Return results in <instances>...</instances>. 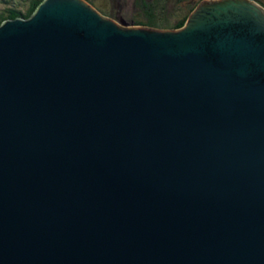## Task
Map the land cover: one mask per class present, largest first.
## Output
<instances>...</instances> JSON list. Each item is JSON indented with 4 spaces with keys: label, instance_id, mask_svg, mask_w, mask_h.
Wrapping results in <instances>:
<instances>
[{
    "label": "water",
    "instance_id": "1",
    "mask_svg": "<svg viewBox=\"0 0 264 264\" xmlns=\"http://www.w3.org/2000/svg\"><path fill=\"white\" fill-rule=\"evenodd\" d=\"M0 264H264V7L2 22Z\"/></svg>",
    "mask_w": 264,
    "mask_h": 264
},
{
    "label": "rangeland",
    "instance_id": "2",
    "mask_svg": "<svg viewBox=\"0 0 264 264\" xmlns=\"http://www.w3.org/2000/svg\"><path fill=\"white\" fill-rule=\"evenodd\" d=\"M89 4H93L101 12L106 13V17L110 18L121 27L138 28L134 22H146L145 12L141 10L140 2L147 1L153 4V13L156 18L160 17L165 23L174 24L177 19L183 17L186 13L183 7H179V0H86ZM189 0H182L187 3ZM202 0H191L197 5ZM257 2V0H255ZM264 2V0H261ZM30 0H0V15H6L7 9L18 10L25 14ZM155 3V4H154ZM191 5L192 3H189ZM192 4V5H194ZM157 14V15H156ZM19 18V17H18ZM16 19V18H15ZM8 20V19H6ZM13 20V19H11ZM4 22V21H3Z\"/></svg>",
    "mask_w": 264,
    "mask_h": 264
},
{
    "label": "trees",
    "instance_id": "3",
    "mask_svg": "<svg viewBox=\"0 0 264 264\" xmlns=\"http://www.w3.org/2000/svg\"><path fill=\"white\" fill-rule=\"evenodd\" d=\"M44 0H30L29 5L27 7L26 13L22 14L20 12H18V10H14V9H7V14L6 15H0V24L5 21L6 19H15V18H24V19H28L37 9V7L43 2ZM156 2V0H154ZM180 3L179 7H183L184 10H186V14L177 19V21L174 22V24L170 25L168 23H165L163 20H160V17L158 16V18H156L154 16L153 13V4L152 3H148L147 1H141L140 2V7L141 10L145 12V19L147 20L146 22H134L132 21V23L138 27H145V28H151V29H180L186 22L188 16L190 15V13L194 10V8L196 7V2L195 4L193 2H191V0H189V3H192L194 5H189L188 2L185 3L183 2V4H181L182 0L178 1ZM257 3L260 4L262 7H264V2L261 0H257ZM155 4V3H154ZM93 7L94 5L91 4ZM96 8V7H94ZM97 9V8H96ZM98 10V9H97ZM101 14H103L104 16L106 15V13L101 12L100 10H98ZM157 15V14H156Z\"/></svg>",
    "mask_w": 264,
    "mask_h": 264
},
{
    "label": "bare ground",
    "instance_id": "4",
    "mask_svg": "<svg viewBox=\"0 0 264 264\" xmlns=\"http://www.w3.org/2000/svg\"><path fill=\"white\" fill-rule=\"evenodd\" d=\"M202 1H203V0H202ZM202 1H201V2H202ZM199 3H200V2H199ZM199 3H198V4H199ZM198 4H197V5H198ZM197 5H196V7H197ZM196 7H195V8H196ZM195 8H194V9H195ZM193 11H194V10H193ZM193 11H192V12H193ZM192 12H191V13H192ZM191 13H190V14H191ZM157 30H158V29H157ZM166 30H177V29H161V30H159V31H166Z\"/></svg>",
    "mask_w": 264,
    "mask_h": 264
}]
</instances>
